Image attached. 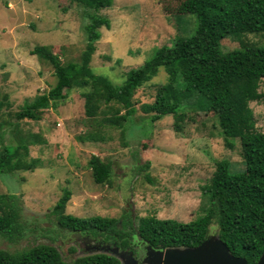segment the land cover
<instances>
[{"label": "rangeland", "instance_id": "1", "mask_svg": "<svg viewBox=\"0 0 264 264\" xmlns=\"http://www.w3.org/2000/svg\"><path fill=\"white\" fill-rule=\"evenodd\" d=\"M91 9L75 0H0V149L3 145L26 144L27 161L39 159L33 170L0 174V194L17 193L28 214L43 216L51 211L64 188L71 192L65 213L77 217H112L119 222L131 217L134 225L143 216L173 218L187 222L201 214L205 196L201 188L227 159L231 170L243 168L241 140L224 144L214 113L187 111L181 130L175 118L166 115L152 121L141 105L154 100L158 86L167 80L163 68L134 95L136 113L120 126L124 112L106 114L101 103L95 116L84 112L85 89L72 88L62 100L42 111V118H15V113L33 97L46 93L56 81L53 67L30 51L46 45L62 64L79 62L85 48ZM110 19L102 27L90 67L96 74L121 84L126 72L148 59L155 47L170 44L176 35H189L196 25L185 0H113L98 11ZM244 42L264 45V33H243L221 41L223 51ZM256 128L264 132V102L251 101ZM86 135L87 140L78 139ZM42 140L44 142L40 143ZM92 154L111 165L105 183H95L88 160ZM235 169V170H234ZM47 218L44 217L43 220ZM215 226L209 236H216ZM138 236L130 249L112 240L80 233L57 232L54 240L28 236L19 243L0 237V249L14 251L36 242L56 246L66 262L92 253L115 257L120 264H150L147 246Z\"/></svg>", "mask_w": 264, "mask_h": 264}, {"label": "trees", "instance_id": "2", "mask_svg": "<svg viewBox=\"0 0 264 264\" xmlns=\"http://www.w3.org/2000/svg\"><path fill=\"white\" fill-rule=\"evenodd\" d=\"M92 12L84 26L85 48L79 62L62 64L48 46L36 45L31 54L48 62L54 70L55 84L46 92L27 100L15 113L18 120H39L42 111L62 100L72 88L85 89L84 112L95 116L103 103L106 114L124 112L122 120L111 119L120 126L136 113L134 95L150 81L159 68L167 80L158 86L154 100L141 105L152 121L166 115L175 118L179 132L187 111L214 113L224 144L233 147L232 138L241 140L243 168L232 171V163L220 159L208 182L201 188L205 196L202 212L195 219L182 222L173 218L143 216L136 225L131 217L120 222L112 217H77L65 213L71 192L62 195L46 215L28 214L17 193L0 194V237L19 243L28 236L54 240L57 232H78L112 240L121 249H130L133 237L155 249L195 247L209 237L212 226L234 256L255 264L264 252V132L257 130L251 101L264 102V45L242 42L239 47L223 51L221 41L243 33H264V0H185L187 11L196 25L189 35L174 36L170 44L155 47L153 54L136 68L126 72L121 84L96 74L90 67L102 27L110 28V19L98 14L113 0H75ZM122 125L120 127H123ZM124 128V127H123ZM86 135L78 139L87 140ZM44 142L42 140L40 143ZM26 144L3 145L0 149V174L33 170L39 159L27 161ZM111 164L95 154L88 160L95 183H105ZM235 170V169H234ZM46 217V220H43ZM0 264H120L110 255L92 253L66 262L53 244L36 242L14 251L0 249Z\"/></svg>", "mask_w": 264, "mask_h": 264}, {"label": "water", "instance_id": "3", "mask_svg": "<svg viewBox=\"0 0 264 264\" xmlns=\"http://www.w3.org/2000/svg\"><path fill=\"white\" fill-rule=\"evenodd\" d=\"M146 258L150 264H248L244 257L232 255L217 235L195 247L155 249L147 245ZM255 264H264V252Z\"/></svg>", "mask_w": 264, "mask_h": 264}, {"label": "flooded vegetation", "instance_id": "4", "mask_svg": "<svg viewBox=\"0 0 264 264\" xmlns=\"http://www.w3.org/2000/svg\"><path fill=\"white\" fill-rule=\"evenodd\" d=\"M73 233H78V232H72L71 234H73ZM80 234H81V233H80ZM82 235L89 236V235H87V234H82ZM90 237H92V236H90ZM98 237H99V236H98ZM98 237L96 236V237H93V238H98ZM141 242H143L145 246L148 245V244H147L146 242H144V241H141ZM113 243H114V242H113Z\"/></svg>", "mask_w": 264, "mask_h": 264}]
</instances>
